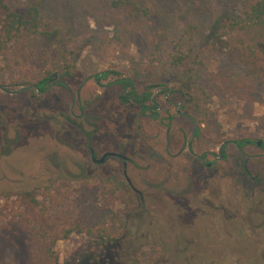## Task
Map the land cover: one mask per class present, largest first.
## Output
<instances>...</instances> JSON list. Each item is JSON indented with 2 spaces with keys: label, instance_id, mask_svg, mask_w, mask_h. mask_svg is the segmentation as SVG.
Wrapping results in <instances>:
<instances>
[{
  "label": "rangeland",
  "instance_id": "obj_1",
  "mask_svg": "<svg viewBox=\"0 0 264 264\" xmlns=\"http://www.w3.org/2000/svg\"><path fill=\"white\" fill-rule=\"evenodd\" d=\"M7 1L17 12L38 5L54 33L0 51V85L8 87L0 89V264L32 261L30 240L10 212L12 206L20 209V196L46 205L51 225L60 230L95 222L106 209L125 219L123 235L106 250L86 235L60 240L55 250L62 264H81L99 254L137 257L142 264H264V252L259 253L264 195L261 185L243 186V156L233 145L222 163L228 173L211 183L239 184L242 191L233 198L230 190L222 196L240 211L234 219L218 217L209 207L214 190L190 187L187 157L176 160L173 176L158 169L173 164L170 156L183 147L178 135L190 134L188 121L205 122L219 142L264 141V56L252 60L230 40L235 35L230 18L253 0H128L123 7L113 6L116 0ZM175 48L188 55L178 67L168 60ZM108 71L101 83L109 87L93 83L92 77ZM46 72L58 74L68 88L56 85L45 96L24 89ZM120 77L133 81L138 95L157 97L159 117L150 112L141 117L137 103L120 102L122 89L113 84ZM82 114L97 119L93 146L99 156L111 150L133 157L132 149L138 150V169L129 167L128 175L144 194L143 207L137 205L139 195L115 182L123 176L122 165L113 160L101 167L91 164L87 139L66 121ZM52 117L58 121L51 122ZM168 121H173L172 145L166 141L161 149L155 135L166 132ZM85 129L92 131L89 125ZM211 137L197 141V153L217 149ZM246 151L262 153L255 145ZM237 231L256 242L234 237Z\"/></svg>",
  "mask_w": 264,
  "mask_h": 264
},
{
  "label": "trees",
  "instance_id": "obj_2",
  "mask_svg": "<svg viewBox=\"0 0 264 264\" xmlns=\"http://www.w3.org/2000/svg\"><path fill=\"white\" fill-rule=\"evenodd\" d=\"M128 0H116L115 7H123ZM230 28L235 32L230 37L236 49L245 54L248 58L257 60L260 55L264 56V0H253L236 17H231ZM51 31L43 22V17L38 5H29L24 12L14 11L7 0H0V51L7 50L12 43L27 41L39 38L42 35L52 36ZM180 48V45H176ZM174 56L170 55L168 60L174 67L181 66L188 55L181 49L176 50ZM110 72L103 76L108 77ZM50 72H46L42 80L34 83L39 91H43L49 83ZM120 84L124 87L132 83L128 79H122ZM128 99V97H125ZM146 101V98L144 99ZM239 146L243 147L244 142ZM20 209L12 206L10 212L27 234L32 246L31 264H62L59 254L55 250V245L60 240H67L72 234L86 235L95 247L106 250L111 241L123 235L125 229V219L117 211L105 210L97 213L95 222L87 221L82 223H72L70 227L62 230L58 226L51 225L50 210L46 205L37 199H26L19 197ZM3 211H0L2 213ZM116 253V252H115ZM113 259L102 254L97 258H86L81 264H142L137 257H130L127 260Z\"/></svg>",
  "mask_w": 264,
  "mask_h": 264
},
{
  "label": "flooded vegetation",
  "instance_id": "obj_3",
  "mask_svg": "<svg viewBox=\"0 0 264 264\" xmlns=\"http://www.w3.org/2000/svg\"><path fill=\"white\" fill-rule=\"evenodd\" d=\"M105 74V73H104ZM103 74V75H104ZM111 74V73H110ZM102 74L101 75H97L92 77V81L95 85H97L98 87L105 89L107 87H109L108 85H103L101 82L102 80H106L109 78V75L107 78H105ZM45 76V75H44ZM44 78V77H43ZM42 78V79H43ZM59 75L58 74H51V77L49 78V83L45 86V89L43 91H39L38 87L35 84H32L31 86L24 88V89H29L30 91H32L34 94H37L38 96H45L48 94V92L55 87L56 85H59L60 87H64V88H68V85L59 80ZM41 79V80H42ZM122 79H128L126 77H120L118 78L116 81H114L113 84L119 86L122 89V92L120 94V102H122L124 105H128V104H132V103H137L138 106L140 107V115L141 117L145 116L148 112H150L153 115H156L159 117V105L156 101L157 97H153V95L149 92H146L142 95H138L136 93V87L133 81L129 80L132 84L128 87H124L120 84V81ZM40 81V80H39ZM38 82V81H37ZM36 83V82H35ZM85 83L82 84V86L79 88L78 94L76 95V98H80V93L82 92L83 88L85 87L84 85ZM16 86H23V85H16ZM8 87L7 86H3L0 85V89L2 91H7ZM171 94L168 93V95L165 97V100L168 101V96H170ZM125 97H128V99H126ZM146 98V101L144 100ZM171 103V102H170ZM173 105H175V103H172ZM180 106H183V103L180 104ZM176 113H178V110L176 109ZM61 115H63V113H60ZM181 114H183L184 116H186V113L181 112ZM94 118L93 116H84L79 115L77 117H68L66 118V121L73 125L78 127V129L84 134L85 138L87 139V147L90 150V154H91V164L96 166V167H101L103 165H106L107 163H109L111 160L119 163L120 165H122V172H123V176L122 177H118L117 180H115V182L117 183L118 186L120 187H125L131 189V191H133L136 195H139L141 198V202H139L137 205L139 206H144V194L136 188L135 186V182L133 181V179H131L128 175V171H129V167L133 170V171H137L138 169V162L136 161V158H138V153L136 150L132 149L133 152H135V156H131V154H126L125 152L122 151H106L104 154H102L101 156L98 155L96 149L94 148V136L98 133L99 131V126L97 124V119ZM171 119V117L169 118ZM173 119V117H172ZM41 121H48L49 119H40ZM52 121H58V118L56 119L55 117L51 118L50 120ZM173 121H168L167 123V130L164 134L158 133L155 135L156 137V146L163 149L164 148V144L165 142L167 143L168 146L172 145V130H171V124ZM189 122V123H188ZM185 122V124L187 125V129L189 128L190 134L189 135H185V134H180L179 136V140L183 141V147L182 149L176 153L175 155H169L170 157H172L173 159V164L170 163V165H167L166 167H161L163 165L160 166V170H166L167 173L171 174V176H173V174H175V172L179 169V167L177 165H175L176 163H178V161H176L178 158L180 157H187L191 163L190 166H188V168L190 169V187L193 188V186L195 184H199L200 185V190L203 189V191H207L209 190H214L215 191V196L213 197V199L208 198L209 200H207L208 202H211L212 204H209V207H211L212 209H214L216 211V213L218 214L217 216H221L223 218V215H225V217L232 215V218L234 219V217L239 215L238 209L231 203V202H224V199H222L223 196V191L225 190H230V195L232 196L231 198H233V196L235 194H237V190H239L240 192L242 191V189L239 187V184L235 183V182H231V183H227L228 186H225V183L223 184L222 182H217L215 181L214 183H211L213 178L214 179H222L223 178V174L228 173L227 169L228 167H224L222 165V163L224 161H227L229 159V156L227 154V150L229 148V146L233 145L236 150L240 153L241 156H243V165L241 167V171L240 174L243 175V178L247 181L243 182V186L247 187L248 185L252 184V185H261V189H262V194L264 195V141L260 140L255 142L253 139H242V140H225V141H220L218 140V138H216V140H213L211 135L207 132L208 127L205 126V122L201 123L200 121H188ZM85 125H89L92 127V131H87L85 129ZM192 125V129L190 128V126ZM209 134V135H208ZM210 136L211 138L209 139V141H213V145H217V149H205V150H201L200 153H197L196 151V144L197 141H200L202 143L203 140H205L206 142V137ZM125 140L126 136H124ZM221 138H225L224 135L221 136ZM137 140V137H136ZM240 142H244V146L241 147L239 146ZM200 143V144H201ZM257 146L262 153L259 154H250L248 153L246 150L249 147H253V146ZM132 147V146H131ZM124 150V149H123ZM163 152H166L165 150H162ZM168 154V153H167ZM135 157V159H134ZM194 164V165H193ZM157 169V168H156ZM196 174H200L201 175V179H199ZM214 176V177H213ZM196 179H198L199 181H195ZM248 179L251 181L249 182ZM111 181V180H110ZM159 187H161V185L158 184ZM260 187V186H259ZM257 188V187H256ZM204 193V192H203ZM210 195L211 197V192L207 193ZM230 198V199H231ZM252 200V199H250ZM262 201V206L264 207V199L261 200ZM205 203L201 204L204 205ZM207 205V204H205ZM254 205H250L249 208H252ZM244 211H249L248 207L247 209H244ZM264 211V209L262 210V212ZM238 212V213H237ZM240 216V215H239ZM263 216H264V212H263ZM264 219V218H263ZM236 220H239L238 218H236ZM241 220V218H240ZM204 226H207V223L204 222ZM202 223V224H203ZM201 224V226H202ZM243 228L246 227L245 223L242 225ZM233 228V227H232ZM237 236L238 238H243V239H248V240H252L255 241L254 238H251L249 235H244L243 232H235L234 237ZM256 242V241H255ZM188 251V250H187ZM260 252H264V245L261 247V245H259V253Z\"/></svg>",
  "mask_w": 264,
  "mask_h": 264
}]
</instances>
